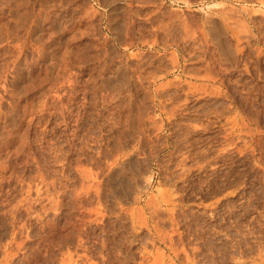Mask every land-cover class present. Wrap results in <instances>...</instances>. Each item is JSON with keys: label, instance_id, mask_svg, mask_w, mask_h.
Instances as JSON below:
<instances>
[{"label": "rangeland", "instance_id": "1", "mask_svg": "<svg viewBox=\"0 0 264 264\" xmlns=\"http://www.w3.org/2000/svg\"><path fill=\"white\" fill-rule=\"evenodd\" d=\"M0 6V264H264V0Z\"/></svg>", "mask_w": 264, "mask_h": 264}, {"label": "bare ground", "instance_id": "2", "mask_svg": "<svg viewBox=\"0 0 264 264\" xmlns=\"http://www.w3.org/2000/svg\"><path fill=\"white\" fill-rule=\"evenodd\" d=\"M31 2V1H30ZM50 2V1H49ZM69 2V1H68ZM45 3V2H44ZM58 3V2H57ZM105 3V2H104ZM26 4V3H25ZM33 4V3H32ZM64 5V4H63ZM67 5V4H66ZM2 6V5H1ZM0 6V7H1ZM51 6V5H50ZM53 7V6H52ZM88 7V6H87ZM92 7V6H91ZM30 8V7H29ZM44 8V7H43ZM128 8V7H127ZM86 9V8H85ZM171 9V8H170ZM230 9H231V7H230ZM110 12V11H109ZM126 12V11H125ZM165 12V11H164ZM225 12V11H224ZM236 12V11H235ZM238 12V11H237ZM143 14V13H142ZM224 14V13H223ZM230 14V13H229ZM1 15V14H0ZM117 15V14H116ZM139 15V14H138ZM205 15V14H204ZM222 15V14H221ZM220 15V16H221ZM36 16V15H35ZM70 16V15H69ZM182 16V15H181ZM230 16V15H229ZM13 17V16H12ZM93 17V16H92ZM100 17V16H99ZM206 17V16H205ZM40 18V17H39ZM82 18V17H81ZM234 18V17H233ZM5 19V18H4ZM7 19V18H6ZM24 19V18H23ZM50 19H52V18H50ZM59 19V18H58ZM87 19V18H86ZM112 19H113V17H112ZM168 19V18H167ZM227 19V18H226ZM231 19V18H230ZM230 19H228V20H230ZM1 20V19H0ZM110 20V19H109ZM130 20V19H129ZM205 20V19H204ZM7 21V20H6ZM9 21V20H8ZM40 21V20H39ZM44 21V20H43ZM123 21V20H122ZM168 21V20H167ZM172 21V20H171ZM238 21V20H237ZM262 21V20H261ZM69 22V21H68ZM186 22V21H185ZM29 23V22H28ZM120 23H121V21H120ZM163 23V22H162ZM170 23V22H169ZM24 24V23H23ZM93 24V23H92ZM204 24V23H203ZM206 24V23H205ZM219 24V23H218ZM49 25V24H48ZM65 25V24H64ZM137 25V24H136ZM139 25V24H138ZM162 25V24H161ZM239 25V24H238ZM260 25V24H259ZM26 26V25H25ZM127 26V25H126ZM131 26V25H130ZM220 26V25H219ZM61 27V26H60ZM121 27V26H120ZM239 27V26H238ZM64 28H65V26H64ZM154 28V27H153ZM246 28V27H245ZM66 29V28H65ZM94 29V28H93ZM114 29V28H113ZM178 29V28H177ZM176 29V30H177ZM216 29V28H215ZM16 30H17V28H16ZM27 30V29H26ZM67 30V29H66ZM132 30V29H131ZM175 30V31H176ZM241 30V29H240ZM14 31V30H13ZM45 32V31H44ZM132 32V31H131ZM208 32V31H207ZM225 32H227V31H225ZM54 33V32H53ZM141 33V32H140ZM159 33V32H158ZM126 35V34H125ZM133 35V34H132ZM187 35V34H186ZM6 37V36H5ZM45 37H47V36H45ZM49 37V36H48ZM94 37V36H93ZM141 37V36H140ZM206 37V36H205ZM226 38V37H225ZM237 38V37H236ZM47 39V38H46ZM230 39V38H229ZM58 40V39H57ZM62 40V39H61ZM64 40V39H63ZM112 41V40H111ZM36 42V41H35ZM65 42V41H64ZM216 43V42H215ZM16 44V43H15ZM40 44V43H39ZM55 45V44H54ZM13 46V45H12ZM18 46V45H17ZM22 48V47H21ZM37 49V48H36ZM180 49V48H179ZM226 49V48H225ZM110 50V49H109ZM223 50V49H222ZM230 50V49H229ZM24 51V50H23ZM232 51V50H231ZM9 52V51H8ZM38 52V51H37ZM71 52V51H70ZM218 52V51H217ZM53 53V52H52ZM17 54V53H16ZM39 54V53H38ZM229 54V53H228ZM11 56V55H10ZM40 56V55H39ZM47 56V55H46ZM62 56V55H61ZM223 56H224V54H223ZM75 57V56H74ZM221 57V56H220ZM232 57V56H231ZM25 58V57H24ZM230 58V57H229ZM61 59H62V57H61ZM24 60V59H23ZM222 60V59H221ZM70 62V61H69ZM231 62V61H230ZM233 64V63H232ZM61 65V64H60ZM102 65V64H101ZM58 66V65H57ZM228 67V66H227ZM23 68V67H22ZM238 69V68H237ZM49 70V69H48ZM8 71V70H7ZM232 71V70H231ZM37 72V71H36ZM72 72V71H71ZM210 72V71H209ZM59 74V73H58ZM209 75V74H208ZM47 77V76H46ZM5 78V77H4ZM10 78V77H9ZM12 78V77H11ZM124 78H125V76H124ZM73 79V78H72ZM126 79V78H125ZM13 80V79H12ZM62 80V79H61ZM103 81V80H102ZM128 81V80H127ZM35 82V81H34ZM8 85V84H7ZM30 86V85H29ZM92 86V85H91ZM49 88H50V86H49ZM99 88V87H98ZM13 91H15V90H13ZM44 92V91H43ZM46 92V91H45ZM53 94V93H52ZM48 96V95H47ZM59 96V95H58ZM131 96V95H130ZM44 98V97H43ZM30 99V98H29ZM38 99V98H37ZM3 100V99H2ZM34 100V99H33ZM40 100V99H39ZM9 102V101H8ZM50 102V101H49ZM37 103V102H36ZM40 103V102H39ZM43 103V102H42ZM38 104V103H37ZM60 104V103H59ZM5 105V104H4ZM39 105V104H38ZM59 106V105H58ZM63 106V105H62ZM1 107V106H0ZM11 107V106H10ZM41 107V106H40ZM44 109V108H43ZM11 110V109H10ZM31 110V109H30ZM58 110V109H57ZM23 112V111H22ZM45 112V111H44ZM4 113V112H3ZM19 113V112H18ZM16 115H18V114H16ZM4 117V116H3ZM2 117V118H3ZM12 118V117H11ZM28 118V117H27ZM33 118V117H32ZM41 118V117H40ZM13 120V119H12ZM78 120V119H77ZM45 122V121H44ZM63 122V121H62ZM44 124V123H43ZM25 127V126H24ZM43 127V126H42ZM52 129V128H51ZM70 131V130H69ZM21 133V132H20ZM13 136V135H12ZM21 136V135H20ZM24 137V136H23ZM27 137V136H26ZM31 138V137H30ZM15 142V141H14ZM11 143V142H10ZM73 147V146H72ZM72 149V148H71ZM31 151V150H30ZM59 152V151H58ZM31 153V152H30ZM65 154V153H64ZM35 157V156H34ZM37 157V156H36ZM75 160V159H74ZM80 161V160H79ZM32 162V161H31ZM36 162V161H35ZM45 162V161H44ZM51 162V161H50ZM54 168V167H53ZM39 169V168H38ZM87 169V168H86ZM124 169V168H123ZM114 170V169H113ZM112 170V171H113ZM121 170H122V168H121ZM85 172V171H84ZM118 172V171H117ZM126 172V171H125ZM68 173V172H67ZM87 173V172H86ZM37 174V173H36ZM40 174V173H39ZM121 175V174H120ZM16 176V175H15ZM34 176V175H33ZM37 176V175H36ZM80 177V176H79ZM97 177V176H96ZM109 177V176H108ZM44 178V177H43ZM83 178V177H82ZM112 178V177H111ZM117 178V177H116ZM53 179V178H52ZM17 180V179H16ZM42 180V179H41ZM60 180V179H59ZM121 180V179H120ZM43 181V180H42ZM18 182V181H17ZM116 182V181H115ZM25 183V182H24ZM119 183V182H118ZM122 183V182H121ZM128 183V182H127ZM35 184V183H34ZM39 185V184H38ZM45 186V185H44ZM121 187V186H120ZM28 188V187H27ZM36 188V187H35ZM76 188V187H75ZM29 189V188H28ZM47 189V188H46ZM31 190V189H30ZM96 190V189H95ZM94 190V191H95ZM37 191V190H36ZM35 191V192H36ZM82 191V190H81ZM84 191V190H83ZM57 193V192H56ZM79 195V194H78ZM98 195V194H97ZM29 196V195H28ZM57 196V195H56ZM27 197V196H26ZM99 197V196H98ZM55 198V197H54ZM88 200V199H87ZM36 201V200H35ZM61 201V200H60ZM78 201H79V199H78ZM40 202V201H39ZM90 202V201H89ZM19 203V202H18ZM98 204H99V202H98ZM48 205V204H47ZM77 205V204H76ZM28 206V205H27ZM56 206V205H55ZM25 207V206H24ZM76 207V206H75ZM101 207V206H100ZM55 208V207H54ZM94 208H96V207H94ZM130 208V207H129ZM25 209H27V208H25ZM30 209V208H29ZM98 210V209H97ZM99 211V210H98ZM129 213V212H128ZM37 215V214H36ZM25 223V222H24ZM104 242V241H103ZM104 244V243H103ZM105 246V245H104Z\"/></svg>", "mask_w": 264, "mask_h": 264}]
</instances>
